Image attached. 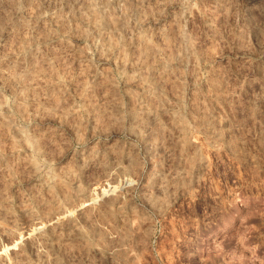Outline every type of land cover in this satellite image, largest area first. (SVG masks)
<instances>
[{
	"label": "rangeland",
	"instance_id": "374dc122",
	"mask_svg": "<svg viewBox=\"0 0 264 264\" xmlns=\"http://www.w3.org/2000/svg\"><path fill=\"white\" fill-rule=\"evenodd\" d=\"M0 264H264V0H0Z\"/></svg>",
	"mask_w": 264,
	"mask_h": 264
}]
</instances>
